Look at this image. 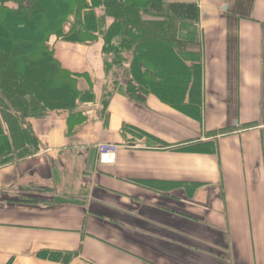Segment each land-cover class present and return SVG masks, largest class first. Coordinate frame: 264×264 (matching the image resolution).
<instances>
[{"label": "crops", "instance_id": "obj_1", "mask_svg": "<svg viewBox=\"0 0 264 264\" xmlns=\"http://www.w3.org/2000/svg\"><path fill=\"white\" fill-rule=\"evenodd\" d=\"M168 1L198 8L201 121L119 92L105 111L101 41L55 42L96 104L71 134L66 113L31 120L39 153L0 167V264H264V0ZM199 143L217 152L176 150Z\"/></svg>", "mask_w": 264, "mask_h": 264}, {"label": "trees", "instance_id": "obj_2", "mask_svg": "<svg viewBox=\"0 0 264 264\" xmlns=\"http://www.w3.org/2000/svg\"><path fill=\"white\" fill-rule=\"evenodd\" d=\"M198 19L196 4L168 0H0V167L39 153L31 120L66 113L71 134L87 119L80 107L96 104L88 74L56 60L58 41L89 45L100 39L103 56L111 57L105 73L113 67L123 82L103 95L105 111L119 92L139 103L156 97L200 122ZM176 150L217 152L200 143ZM74 255L41 253L63 263Z\"/></svg>", "mask_w": 264, "mask_h": 264}, {"label": "built area", "instance_id": "obj_3", "mask_svg": "<svg viewBox=\"0 0 264 264\" xmlns=\"http://www.w3.org/2000/svg\"><path fill=\"white\" fill-rule=\"evenodd\" d=\"M119 146L111 143L99 144L96 146L98 161L100 164H113Z\"/></svg>", "mask_w": 264, "mask_h": 264}, {"label": "rangeland", "instance_id": "obj_4", "mask_svg": "<svg viewBox=\"0 0 264 264\" xmlns=\"http://www.w3.org/2000/svg\"><path fill=\"white\" fill-rule=\"evenodd\" d=\"M100 40V39H99ZM98 41V40H97ZM96 42V41H95ZM80 45H86V44H80ZM87 46V45H86ZM109 57L110 56H104V63H105V60H109ZM111 58V57H110ZM104 70H105V64H104ZM111 69H109L108 70V73L106 74L105 73V77H107V79L105 80L106 81V84H103L104 86H106L107 87V89L105 88V92L108 90H112V88H113V86L115 85V82H117L118 84H120V83H123L122 82V80H121V78L119 77V75L116 73V72H118V70L117 69H115V68H113V67H110ZM114 70H116V71H114ZM91 81V80H90ZM81 82L82 83H84L85 84V82L83 81V80H81ZM92 83V82H91ZM94 89V88H93ZM105 94L106 93H102V97H103V95L105 96ZM81 108V110H88V109H90V108H93V106H87V107H85V106H81L80 107Z\"/></svg>", "mask_w": 264, "mask_h": 264}]
</instances>
